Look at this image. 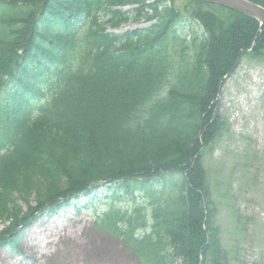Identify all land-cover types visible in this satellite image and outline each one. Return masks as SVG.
I'll use <instances>...</instances> for the list:
<instances>
[{
	"label": "trees",
	"instance_id": "trees-1",
	"mask_svg": "<svg viewBox=\"0 0 264 264\" xmlns=\"http://www.w3.org/2000/svg\"><path fill=\"white\" fill-rule=\"evenodd\" d=\"M171 1L0 0V247L19 252L23 230L80 195L134 197L177 172L150 219L115 208L94 226L141 264H229L202 160L228 128L216 101L225 78L244 58L264 64V26L223 4ZM129 20L150 24L107 31ZM183 20L202 38L184 42Z\"/></svg>",
	"mask_w": 264,
	"mask_h": 264
},
{
	"label": "rangeland",
	"instance_id": "rangeland-1",
	"mask_svg": "<svg viewBox=\"0 0 264 264\" xmlns=\"http://www.w3.org/2000/svg\"><path fill=\"white\" fill-rule=\"evenodd\" d=\"M173 1L181 9L187 3ZM106 19V15H100L101 22ZM149 24L129 20L118 28L108 26L107 31L119 34ZM177 33L185 42L201 39L203 30L199 24L183 20ZM189 55H193L192 49ZM216 101L217 111L226 119L228 128L211 150L204 152L202 161L217 206L214 219L220 244L229 264H264V64L242 59L225 78ZM181 177L177 172L165 173L147 189L136 191L134 197L122 188L115 191L106 186L80 195L66 208L43 214L23 230L19 252L0 247V264H141L124 240L99 230L94 221L115 208L133 215L136 206H143L149 217L155 200L152 197L166 201ZM116 192L119 198L114 196ZM23 202L19 201L26 209ZM3 226L0 221V229ZM149 230L150 227L138 229L136 236Z\"/></svg>",
	"mask_w": 264,
	"mask_h": 264
},
{
	"label": "water",
	"instance_id": "water-1",
	"mask_svg": "<svg viewBox=\"0 0 264 264\" xmlns=\"http://www.w3.org/2000/svg\"><path fill=\"white\" fill-rule=\"evenodd\" d=\"M209 3H218L228 6L238 12L250 15L264 26V7L250 0H199Z\"/></svg>",
	"mask_w": 264,
	"mask_h": 264
},
{
	"label": "bare ground",
	"instance_id": "bare-ground-1",
	"mask_svg": "<svg viewBox=\"0 0 264 264\" xmlns=\"http://www.w3.org/2000/svg\"><path fill=\"white\" fill-rule=\"evenodd\" d=\"M264 128V126L262 125V129ZM107 187V186H106ZM109 189V187H107Z\"/></svg>",
	"mask_w": 264,
	"mask_h": 264
}]
</instances>
